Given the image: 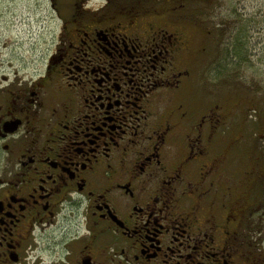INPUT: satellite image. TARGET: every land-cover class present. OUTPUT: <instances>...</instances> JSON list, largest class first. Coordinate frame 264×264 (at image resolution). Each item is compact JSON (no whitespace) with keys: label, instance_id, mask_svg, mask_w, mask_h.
Listing matches in <instances>:
<instances>
[{"label":"flooded vegetation","instance_id":"flooded-vegetation-1","mask_svg":"<svg viewBox=\"0 0 264 264\" xmlns=\"http://www.w3.org/2000/svg\"><path fill=\"white\" fill-rule=\"evenodd\" d=\"M118 1L49 0L40 71L0 0V264H264V161L229 162L207 13Z\"/></svg>","mask_w":264,"mask_h":264},{"label":"rangeland","instance_id":"rangeland-1","mask_svg":"<svg viewBox=\"0 0 264 264\" xmlns=\"http://www.w3.org/2000/svg\"><path fill=\"white\" fill-rule=\"evenodd\" d=\"M16 17L12 34L22 43L21 53L34 49L37 69L45 64L44 49L51 44L58 32L57 21L52 19L49 0H13ZM94 3L105 0H93ZM118 1V0H117ZM184 0H119L120 4L134 9L171 8ZM185 2V1H184ZM203 3H206L203 4ZM205 5V8L200 7ZM119 7L121 5H118ZM154 8V7H153ZM208 13L212 39L214 64L207 75L208 84L215 87V98L231 112L232 127L223 139L227 145L230 163L239 162L244 167L254 161H264V122L254 114L253 106L264 103V0H188L184 10L203 20ZM29 15L34 23L25 26L24 17ZM206 15V14H205ZM46 17V23L42 17ZM39 21L40 24H39ZM203 23V22H202ZM242 57H241V55ZM212 55V54H211ZM239 64V65H238ZM239 66V72L235 69ZM207 68V67H206ZM206 68L203 67L204 70ZM254 94V95H253ZM256 116L255 122L252 116ZM251 116V117H250Z\"/></svg>","mask_w":264,"mask_h":264},{"label":"trees","instance_id":"trees-1","mask_svg":"<svg viewBox=\"0 0 264 264\" xmlns=\"http://www.w3.org/2000/svg\"><path fill=\"white\" fill-rule=\"evenodd\" d=\"M185 2H187L188 0H184ZM182 3H183V1H182ZM182 3L180 4V5H182ZM203 4H205L206 5V3H203ZM179 5V6H180ZM184 6H185V4H183ZM205 5H203L202 7H201V5H200V7L201 8H205ZM154 7V9H164V6H161L160 8H155V6H153ZM185 8V7H184ZM201 12H204V14H206V13H208L205 9H202L201 10ZM203 14V15H204ZM199 23H201L200 21H198ZM208 22V21H207ZM202 24V23H201ZM210 24V23H209ZM209 27H210V25H209ZM211 28V27H210ZM241 55V54H240ZM241 57H242V55H241ZM239 65V64H238ZM235 69L239 72V70H240V68H239V66H236L235 67ZM254 95V94H253ZM253 112H254V114L257 112V114L256 115H258L259 116V119H260V123H263L264 122V103H260V102H258L257 104H256V106H253ZM251 117V116H250ZM251 118H254V120H255V122H256V116H252ZM257 123V122H256ZM263 149H264V147H262Z\"/></svg>","mask_w":264,"mask_h":264}]
</instances>
